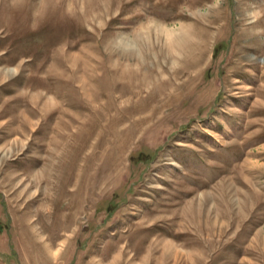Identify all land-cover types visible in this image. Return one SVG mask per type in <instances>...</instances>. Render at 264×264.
<instances>
[{
    "label": "rangeland",
    "instance_id": "obj_1",
    "mask_svg": "<svg viewBox=\"0 0 264 264\" xmlns=\"http://www.w3.org/2000/svg\"><path fill=\"white\" fill-rule=\"evenodd\" d=\"M0 264H264V0H0Z\"/></svg>",
    "mask_w": 264,
    "mask_h": 264
}]
</instances>
